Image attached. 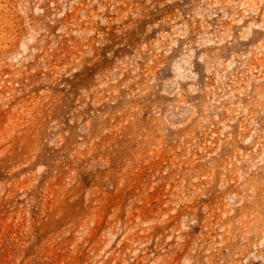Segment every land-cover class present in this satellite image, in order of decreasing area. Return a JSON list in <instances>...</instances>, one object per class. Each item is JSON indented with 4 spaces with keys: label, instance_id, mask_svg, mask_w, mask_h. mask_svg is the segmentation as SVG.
<instances>
[{
    "label": "rangeland",
    "instance_id": "rangeland-1",
    "mask_svg": "<svg viewBox=\"0 0 264 264\" xmlns=\"http://www.w3.org/2000/svg\"><path fill=\"white\" fill-rule=\"evenodd\" d=\"M0 264H264V0H0Z\"/></svg>",
    "mask_w": 264,
    "mask_h": 264
}]
</instances>
